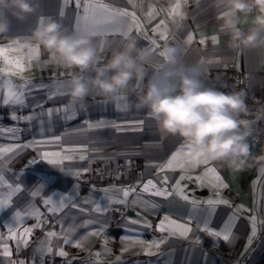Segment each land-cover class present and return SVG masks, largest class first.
<instances>
[{
	"label": "crops",
	"instance_id": "crops-1",
	"mask_svg": "<svg viewBox=\"0 0 264 264\" xmlns=\"http://www.w3.org/2000/svg\"><path fill=\"white\" fill-rule=\"evenodd\" d=\"M34 2L38 4L36 12L23 21L8 10L0 9V17L6 15L10 20L9 31L0 35V46L30 34L42 16L57 19L69 31L76 30L78 10L74 3L63 6L62 17V0ZM99 2L135 13L142 26L140 31L131 17L122 18V24L132 26L131 34L136 37L138 47L149 49L151 40L157 41L158 51L166 43L178 44L184 64H199L202 70L222 75L226 64L232 63L236 67V78L246 82L247 91L256 92L264 86V49L235 52L226 46L228 36L219 29L217 17L221 9L216 0ZM177 4L180 7L170 15ZM79 14H83L82 10ZM165 30L167 40L161 35ZM189 34L194 37L190 44L187 43ZM213 35L217 36L216 44L211 40ZM105 37L113 48L122 40L119 34ZM201 39L206 43L201 44ZM13 47L18 48V45ZM110 54V50H101L105 58ZM6 55L13 60L23 57L24 70L20 72L0 57V69L7 70L0 73V118L3 119L0 121V149H12L0 154V168L4 169L2 174L6 181L0 183V200H6L11 193L7 185L20 188L18 193L11 194L8 206L0 210V237L4 238L0 239V244L7 243L12 252L10 258L0 255V264H9V260L24 261V264H82L81 260H86V264H264V173L258 171V165L234 172L210 162L194 168L187 164L184 168L174 166L161 172L185 141L178 136H162L147 109L125 110L124 105L136 99L143 84L133 80L131 86L135 91L119 100H108L92 93L73 105L69 103L67 70L49 62L46 52L41 51L39 62H29L20 49H10ZM161 59L158 53H153L149 75ZM9 84L13 91L23 92V104L2 103ZM53 93L55 95L49 100L48 96ZM49 108L66 111H54L48 116L46 110ZM13 115L19 119L13 120ZM70 116L74 118H68ZM137 121L143 124L137 126ZM9 129L14 131H7ZM257 133L251 130L249 136L254 155L264 154V136ZM43 153H58L50 159L61 162L50 164L41 158ZM65 156L71 159H63ZM119 162L124 164L125 170L119 168ZM18 163H30L33 168L17 171L14 166ZM209 167L216 168L222 184L227 187L216 186L212 175H205ZM105 168H110L107 170L112 175L110 182L85 187L86 180ZM165 176L167 184L162 183ZM148 180H152L157 189L166 188L171 195L155 196L156 189L151 187L149 192H143L142 186ZM131 188L136 191L123 197V190ZM185 195L188 200L183 199ZM64 197L68 198L64 201L65 207L50 212L49 208L59 206ZM45 200L51 203L46 205ZM209 200L228 203L209 206L206 203ZM72 204L77 207L73 208ZM97 204L107 210L95 211ZM16 212L21 213L18 218ZM78 213L80 216L76 215ZM55 215L60 216V220ZM165 217H168L166 228H174L176 234L158 230ZM252 217L256 218L255 233ZM205 220L212 231L229 227V240L203 231ZM145 221L151 224L150 228ZM171 221L176 224L171 225ZM84 224L87 226H80ZM181 224L191 228L187 236L179 235L180 229L176 226ZM62 228L65 232L74 229L71 243H65L69 237L60 234ZM9 229L15 231L18 238L25 229H32L27 246L18 239L8 238ZM50 232L60 235L47 237ZM161 239L165 242L156 248L153 242ZM43 242L52 248L51 253L43 250ZM149 245H153L150 251L154 254H149ZM60 249L67 255L60 256Z\"/></svg>",
	"mask_w": 264,
	"mask_h": 264
},
{
	"label": "clouds",
	"instance_id": "clouds-1",
	"mask_svg": "<svg viewBox=\"0 0 264 264\" xmlns=\"http://www.w3.org/2000/svg\"><path fill=\"white\" fill-rule=\"evenodd\" d=\"M216 4L221 9L219 29L228 36L230 50L264 49V0H216ZM37 7L34 0H0V9L21 21ZM9 29L10 20L6 15L0 17V35ZM17 41L29 62H39L44 51L49 62L67 70L69 103L79 104L92 93L119 100L135 91L131 82L138 81L143 89L124 105L125 110L147 109L162 136L182 138L210 162L234 172L256 165L258 171H264V154L254 155L249 142L254 121L247 118V93L205 86L202 66L182 63L178 44L163 45L162 59L149 75L153 53L138 47L131 33L123 35L120 45L113 48L97 30L69 31L57 19L42 16L30 34ZM101 50H110V56L103 57ZM90 72L94 75H86ZM259 119H264V107L257 110Z\"/></svg>",
	"mask_w": 264,
	"mask_h": 264
},
{
	"label": "snow or ice",
	"instance_id": "snow-or-ice-1",
	"mask_svg": "<svg viewBox=\"0 0 264 264\" xmlns=\"http://www.w3.org/2000/svg\"><path fill=\"white\" fill-rule=\"evenodd\" d=\"M129 2H131V0H129ZM74 3L76 9L78 10V14L76 16V30H81V31H91V30H97L98 32H100L101 35L103 36H107L109 34L111 35H116L119 34L120 36H123L127 33H131L132 32V26H124L122 24V18L124 17H131L134 25L136 27V29L138 31H140L142 29V26L138 23V21L136 20V16L134 12H129L127 9H121V8H115L110 6L109 4L106 3H100L99 0H62V8L60 11V15L63 17L64 16V10H63V6H66L68 4ZM180 7L179 4L175 5V7L170 11V15L172 14V12L176 11V9H178ZM79 10H82V15L79 14ZM149 16H152V12L149 13ZM161 24H163V21H161ZM117 25H120L119 27ZM157 28H159V26H157ZM117 29H120V32L117 33ZM157 29H154V31ZM141 34H143L141 32ZM162 38L167 40V32L165 30V32L161 33ZM194 37L193 35L189 34L187 37V43H191L193 41ZM211 40L213 42V44L218 43V39L217 36L213 35L211 37ZM18 41L14 40L11 42V44L7 45V46H0V57H3V59L5 60L6 63L8 64H13L14 67L16 69H18L20 72H22L24 70V65L22 63L23 57L20 58H16V59H9L8 55H6V53L11 49L13 51H18L19 48H14L13 46L18 45ZM201 44L206 43L205 39H201L200 40ZM159 45L157 44L156 40H151V47L149 48V50L152 53H158V55L160 56L161 53L160 51H158ZM37 55H39V49H37L36 52ZM7 71L6 69H0V73H3ZM49 91H51V89H49ZM63 94V93H61ZM55 95V93H53L52 95L48 96V99L51 100L53 98V96ZM24 99H23V92H15L12 90V86L11 84H9L8 87V91L7 94L4 96V98L2 99V103L5 105H8L9 103L12 104H23ZM57 112L59 113L60 111H66V109H47L46 110V114L48 116H51L53 114V112ZM68 118H74L73 116H70ZM13 120L19 119L17 116L13 115L12 116ZM23 119H31V117H23ZM137 126L142 125L143 121H137L136 122ZM99 126V125H97ZM89 127H92V125H89ZM7 131H14L12 129H9ZM59 139V138H57ZM31 145H24V147H30ZM185 149H187V151H185ZM7 151H12V149H0V154H2L3 152H7ZM53 155H59L57 154H51V153H43L41 158L43 160L48 161L50 164L53 165H57L59 164L61 161L57 160V159H50L51 156ZM84 157H81V159H83ZM63 159H71L70 156H65ZM31 162H35V159H33ZM210 163V161L207 159V157L198 149L196 148L193 144L191 143H187L185 142L184 144H182L170 157V159L168 160L167 164L165 165L164 168H161V172H163L165 170V168H173L178 167V168H184L185 165L187 164L189 167H196L199 164H204V165H208ZM3 168H0V183H6V181H4V176H3ZM261 173H264V171H261ZM211 174L212 177L214 178V180L217 182L216 186L218 187H227V185L222 184L221 181V177L219 175V173L217 172L215 167H209L206 169L205 175ZM78 175V173H77ZM181 179H184V177L182 176ZM188 179H192V177H188ZM197 180H200V177H196ZM168 182V178L167 176H165L163 178L162 183L163 184H167ZM7 187L9 189H11V193L9 195V197L6 200H0V210H2L4 207L8 206L10 200H11V194H15L18 193L20 191L19 186L13 187L12 185H7ZM150 187L152 189H156L155 192L153 193L155 196H160V197H164L166 195H171V193H169L167 191L166 188H156L155 183L152 180H148L143 186H142V191L143 192H149ZM136 189L135 188H131V189H125L123 190V197L127 198L130 194V192H135ZM33 195H35V193H33ZM67 197L62 198L59 206L57 207H53V208H49V211H61L64 207H65V203L64 201L67 200ZM184 200H188L189 197L188 196H183ZM121 203H123L124 201L121 200ZM46 205L51 203V200H45L44 202ZM87 203V201L85 202ZM193 204H195V201H192ZM209 206L213 205V204H227L228 202L225 200H217V201H212L209 200L206 202ZM73 208H76L77 205L76 204H72ZM81 211H83V209H80ZM107 209L102 208L99 204L96 205L95 211L97 212H104ZM21 215L20 212H16L15 213V217H19ZM253 223H252V229H253V233H255V217L251 218ZM168 220V217H165V220H162L160 222V224L158 225V230L161 232H165V231H170L171 234H176V230L174 228H166L165 226V221ZM132 223H137L136 221H132ZM171 225H175L176 222L175 221H171L170 222ZM205 227L202 229L203 231H208L211 235L215 236V237H221L227 241L230 238V228L226 227L223 231H212L210 228H208L207 226V220L204 221ZM145 225L147 227H151V224L147 221H145ZM81 227H86L87 224L84 225H80ZM37 227H39V225H37ZM178 229H180L179 231V235L181 236H187V234L189 232H191V228L186 226V225H177L176 226ZM32 229H25L24 232L21 234V236L18 238L16 235V232L13 231L12 229H9V237L11 239H18L20 242H22V244L24 246H27L28 244V239L27 237L31 234ZM74 229H69L67 232H65L62 228L61 233L69 238L65 239V243H71L70 237L73 233ZM56 232H50L47 233V237H54L57 235H60ZM0 239H4L3 237H0ZM125 239H127V237H125ZM165 239H161L160 241H155L154 246L156 248H159L160 244L164 243ZM77 246H80L79 244H77ZM153 245H149V254H154L151 253L150 249ZM0 248H2V251H0V255L6 257V258H10L12 256V252L11 249L9 248L7 243H3L0 244ZM20 248V243L17 244V250H19ZM43 250L46 253H51L52 252V248L50 246L47 245L46 242H43ZM58 254L60 256H66L67 253H65L63 251V249H60ZM9 264H24V261H11L9 260Z\"/></svg>",
	"mask_w": 264,
	"mask_h": 264
},
{
	"label": "built area",
	"instance_id": "built-area-1",
	"mask_svg": "<svg viewBox=\"0 0 264 264\" xmlns=\"http://www.w3.org/2000/svg\"><path fill=\"white\" fill-rule=\"evenodd\" d=\"M203 73L204 75L202 79L205 83V86L207 87L217 88L224 92L239 91L243 89L247 93V103L250 109V114L247 118L254 121L251 130H255L256 132H258L257 134L259 136L261 135L263 137L264 119L256 120V114L258 109L264 107V86H262L256 92L247 91L248 88L246 82L240 81L238 80V78H236L237 77L236 67L232 63L226 64V68L222 75L212 74L207 70H203ZM110 166L113 167V164H111ZM118 166L121 170L126 169L124 164H122L121 162L118 163ZM24 168L32 169L33 165H31L30 163L25 165H23L22 163H18L17 165L14 166V169L17 171H21ZM107 170H110V168L101 169L99 170L98 174L86 180L84 184L85 187H90L94 183L97 184L98 182H106V181L110 182L109 176L112 175H109ZM120 210L124 212L125 208L120 207ZM81 263L86 264L87 262L86 260H81Z\"/></svg>",
	"mask_w": 264,
	"mask_h": 264
},
{
	"label": "rangeland",
	"instance_id": "rangeland-1",
	"mask_svg": "<svg viewBox=\"0 0 264 264\" xmlns=\"http://www.w3.org/2000/svg\"><path fill=\"white\" fill-rule=\"evenodd\" d=\"M0 98H1V96H0ZM0 128H1V127H0ZM84 184H85V182H84ZM76 215L80 216L79 213L76 214ZM55 216H56V215H55ZM56 217L60 220V216H56Z\"/></svg>",
	"mask_w": 264,
	"mask_h": 264
},
{
	"label": "trees",
	"instance_id": "trees-1",
	"mask_svg": "<svg viewBox=\"0 0 264 264\" xmlns=\"http://www.w3.org/2000/svg\"><path fill=\"white\" fill-rule=\"evenodd\" d=\"M1 120H3V119H1V118H0V121H1ZM5 120H7V121H8V119H5Z\"/></svg>",
	"mask_w": 264,
	"mask_h": 264
}]
</instances>
